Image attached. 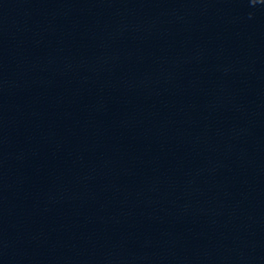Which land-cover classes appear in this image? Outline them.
<instances>
[{"label": "water", "instance_id": "95a60500", "mask_svg": "<svg viewBox=\"0 0 264 264\" xmlns=\"http://www.w3.org/2000/svg\"><path fill=\"white\" fill-rule=\"evenodd\" d=\"M0 264H264V0H0Z\"/></svg>", "mask_w": 264, "mask_h": 264}]
</instances>
